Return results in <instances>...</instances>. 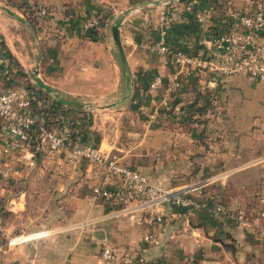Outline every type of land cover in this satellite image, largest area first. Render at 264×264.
<instances>
[{"label":"crops","instance_id":"obj_1","mask_svg":"<svg viewBox=\"0 0 264 264\" xmlns=\"http://www.w3.org/2000/svg\"><path fill=\"white\" fill-rule=\"evenodd\" d=\"M32 2L47 11L45 19H37L35 37L25 21L0 12V56L8 62L7 74L0 73V94L31 92L60 125L67 121L71 138L116 154L152 182L170 187L214 177L208 189L226 208L248 210L261 199L264 204V81L243 75L212 79L203 71L205 87L215 95L202 116L207 120L202 141L186 128L171 131L146 121L173 76L169 57L148 46L162 37L171 52L214 59L211 41L226 30L230 12L250 10V0H113L96 41L81 49L76 46L80 26L94 12V0ZM161 11L173 12L174 22L160 23ZM255 40L264 44V29ZM39 45L50 64L43 69ZM154 76L161 77L162 86L147 94ZM86 110L92 112L90 121L81 114ZM66 155L36 153L31 167L23 153L6 160L0 156V236L8 241L15 232L22 234L17 236L21 243L3 249L4 254L16 250L9 264H98L102 245L141 255L145 264H264V243L254 230L202 211L165 205L161 221L148 225L139 214L119 215L91 205L90 189L101 172L86 161L64 171ZM55 221H65V227L56 228ZM66 221L93 222L96 229L67 233ZM145 232L155 235L159 245H143Z\"/></svg>","mask_w":264,"mask_h":264},{"label":"built area","instance_id":"obj_2","mask_svg":"<svg viewBox=\"0 0 264 264\" xmlns=\"http://www.w3.org/2000/svg\"><path fill=\"white\" fill-rule=\"evenodd\" d=\"M196 1V0H193ZM113 0H94L95 10L87 16L80 26L82 37L97 30L99 22L112 6ZM36 19L47 17L45 8L26 0ZM250 10L245 13L230 12L226 30L215 37L211 43L216 51L214 59L171 52L164 46L162 37L148 48L170 59L173 76L165 87L164 96L159 108L151 105L146 121L157 122L159 111L170 109L167 97L170 92L179 88L180 83L195 72L204 71L213 79L215 75L225 77L243 75L254 81H264V44H257L256 37L264 29V0H250ZM22 16V15H21ZM23 17V16H22ZM159 20L164 26L174 22L175 14L159 12ZM8 62L0 56V73L7 74ZM162 86V79L154 76L148 83L147 94L153 93ZM47 109L31 92L11 89L0 94V128L5 140L0 141V156L6 160L13 153L25 154L27 166H33V157L42 153L55 157L67 153L64 166L73 169L80 161H86L100 170L101 180L91 187L89 203L99 204L114 214L141 215V221L151 225L161 221V209L165 205L184 212L202 211L211 218H226L240 228H251L257 238L264 242V204L259 200L251 210H235L210 205L204 198V191L215 181L209 177L174 186H164L152 182L142 173L128 168L116 154L105 153L94 144L80 143L71 138L67 121L59 128L46 126L44 112ZM87 111V110H86ZM173 115L180 116L179 106L173 108ZM87 118V117H86ZM31 132L36 144V153L29 151ZM62 170H60L61 172ZM20 237L7 241L6 246L14 247L21 243ZM141 243L147 247L159 245L158 238L148 232L141 236ZM1 250V249H0ZM98 264H145L141 255L131 253L119 254L109 247H104L99 254Z\"/></svg>","mask_w":264,"mask_h":264},{"label":"trees","instance_id":"obj_3","mask_svg":"<svg viewBox=\"0 0 264 264\" xmlns=\"http://www.w3.org/2000/svg\"><path fill=\"white\" fill-rule=\"evenodd\" d=\"M214 1L215 0H206V3L211 4ZM5 3L8 6L14 8V10H16L17 12H19L23 16L25 23H27L29 27L35 31V27L37 26L38 21L33 15L30 8L24 2V0H5ZM109 17L110 10L106 12L103 19L99 22L97 30L103 26V24ZM97 30L92 33H89V35L86 37L92 39L96 34ZM207 78V75L203 71L195 72V75L185 78L180 83L178 89L170 92L167 97L170 109L168 111L164 109L159 111L157 118L158 124L165 129H170L171 131L186 128L187 133L190 134L195 141H202L203 131L207 122V120L205 118H202V116L204 114V110L209 108L213 104L215 95L212 90L205 87ZM45 95L49 94L45 92ZM175 106H179V117L173 115V108ZM54 115L55 114L52 112L51 109L44 112L46 126L53 130L56 129L55 125H59L60 123V121H58ZM35 137V134L31 132V142L28 147L29 151L31 152L36 151V144L33 140ZM76 141L80 142L79 140ZM210 189L207 188L204 191L205 200L209 202L210 205L226 208L223 202L219 200L218 195L214 194ZM254 207L248 210H251ZM226 209L230 213L235 210H242L241 208ZM3 215L4 217L7 216L6 213H4ZM222 219L229 221L228 219L223 217ZM17 233L18 232H15V234Z\"/></svg>","mask_w":264,"mask_h":264},{"label":"rangeland","instance_id":"obj_4","mask_svg":"<svg viewBox=\"0 0 264 264\" xmlns=\"http://www.w3.org/2000/svg\"><path fill=\"white\" fill-rule=\"evenodd\" d=\"M26 0H24V2H25ZM16 10H14V8H12V7H10V6H8L6 3H5V0H0V12H1V14H3V15H5V17H7V18H9L10 20H12V18H16V19H19L20 21H22V23L24 22V19H23V17L20 19V18H18V16L16 15V12H15ZM130 11V10H129ZM25 23V22H24ZM26 27V26H25ZM28 27V26H27ZM26 27V28H27ZM29 28V27H28ZM27 28V29H28ZM30 29V28H29ZM1 32V31H0ZM29 34L31 35V36H36L35 34V32H34V30L32 31L31 29L29 30ZM1 35V34H0ZM96 34L94 35V37L92 38V39H90V38H87V37H82V36H80V39H79V43H77V47L79 48V49H81L82 48V46L84 45V43H93V42H95L96 41ZM0 39H1V36H0ZM37 56H38V58H39V67L41 68V69H43V68H45L46 66H48V65H50L49 64V61H48V58H47V55H46V50H45V48H44V46L43 45H39L38 46V48H37ZM43 95V94H42ZM90 103H92V102H87V103H85L87 106H89V108H90V106H91V104ZM81 114H88V116H87V118H88V120L90 121L91 120V114H92V112L91 111H89V110H87V111H84L83 113H81ZM111 218V217H110ZM114 217H112V219H113ZM21 221H23V220H21ZM41 221H39V223H40ZM66 222H68V223H70L69 224V226H70V229H68V230H66V232L68 233H70V232H72L73 234H79V233H91V232H93V231H95V229H96V224L95 223H93V222H88V221H66ZM39 223L37 224V226L39 225ZM64 224H65V221H55L54 223H53V226H55L56 228H58V227H65L64 226ZM67 226V225H66ZM39 227V226H38ZM2 233H4L3 231H2ZM1 234V233H0ZM20 235H22L21 233H19ZM25 234V233H24ZM18 236V233L17 234H12V235H10V238L12 239V238H15V237H17ZM6 243H7V241H6V239L4 238V237H1L0 236V249L2 248V250H0V264H4V263H6V264H9V263H11L12 262V259L14 258V256L16 255V253H14L16 250H14V249H12V250H10L8 253H6V254H4L3 253V249L5 248V245H6ZM102 247L104 248V247H109V246H107V245H102ZM109 248H111V247H109ZM8 255V256H7ZM4 256L6 257H8V259L5 261V260H3V258H4ZM5 259V258H4Z\"/></svg>","mask_w":264,"mask_h":264},{"label":"water","instance_id":"obj_5","mask_svg":"<svg viewBox=\"0 0 264 264\" xmlns=\"http://www.w3.org/2000/svg\"><path fill=\"white\" fill-rule=\"evenodd\" d=\"M179 2H182V1H184V0H178Z\"/></svg>","mask_w":264,"mask_h":264}]
</instances>
